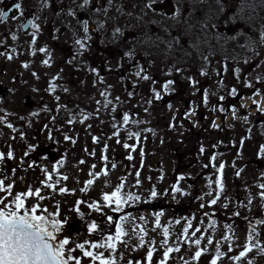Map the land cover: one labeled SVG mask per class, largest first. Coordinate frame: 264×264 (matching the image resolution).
<instances>
[{"label":"flooded vegetation","instance_id":"af4514ba","mask_svg":"<svg viewBox=\"0 0 264 264\" xmlns=\"http://www.w3.org/2000/svg\"><path fill=\"white\" fill-rule=\"evenodd\" d=\"M263 47L264 0H0V207L69 264L264 262Z\"/></svg>","mask_w":264,"mask_h":264},{"label":"snow or ice","instance_id":"6c2138e0","mask_svg":"<svg viewBox=\"0 0 264 264\" xmlns=\"http://www.w3.org/2000/svg\"><path fill=\"white\" fill-rule=\"evenodd\" d=\"M19 7L20 5H17V8ZM124 119L127 120L128 117L125 116ZM119 193L120 189L117 188L111 197L105 195L104 199L110 200L115 197L116 203L119 204L121 200ZM22 195L16 196L14 208L0 207V264H69V260L73 259L65 255L69 240L61 239L57 242V233L61 231L60 221L37 215L36 207L26 208ZM27 195L31 196L32 193L29 192ZM0 204H3V201H0ZM95 227L93 224L92 228ZM121 235L123 232L117 228L116 239L118 240ZM92 246L96 247V245ZM79 247L84 246L79 245ZM85 255L91 256L92 253L85 252ZM199 255L200 253H197V256ZM150 258L151 253H149ZM102 264H114V262L102 261Z\"/></svg>","mask_w":264,"mask_h":264},{"label":"rangeland","instance_id":"374dc122","mask_svg":"<svg viewBox=\"0 0 264 264\" xmlns=\"http://www.w3.org/2000/svg\"><path fill=\"white\" fill-rule=\"evenodd\" d=\"M262 53H264V47L262 48ZM258 57V56H257ZM262 58V55H261V57H259L258 59H261ZM256 192L257 193H259V192H263V190L262 189H260L259 187H257L256 188ZM209 264V263H208ZM245 264H247V263H245ZM251 264H264V262L263 261H254V262H252Z\"/></svg>","mask_w":264,"mask_h":264},{"label":"water","instance_id":"95a60500","mask_svg":"<svg viewBox=\"0 0 264 264\" xmlns=\"http://www.w3.org/2000/svg\"><path fill=\"white\" fill-rule=\"evenodd\" d=\"M57 237H58L57 242H59V240H61V238H59L60 237V234L59 233H57Z\"/></svg>","mask_w":264,"mask_h":264}]
</instances>
